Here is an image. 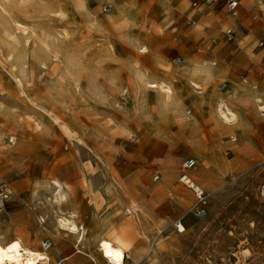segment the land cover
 <instances>
[{
    "label": "rangeland",
    "instance_id": "rangeland-1",
    "mask_svg": "<svg viewBox=\"0 0 264 264\" xmlns=\"http://www.w3.org/2000/svg\"><path fill=\"white\" fill-rule=\"evenodd\" d=\"M239 1L233 15L221 2L194 6L193 0H0V187L10 191L0 214L5 241L18 238L43 251L44 240L55 236L56 260L72 255L85 244L76 246V235L58 224L72 215L89 232L87 246L96 251L93 240L109 237L103 220H111L110 228L122 227L113 213L121 206L125 221L140 224V231L124 239L141 257L154 254L159 264H264V134L259 124L264 115L253 102L264 98V0H257V7ZM13 20L26 24L28 33L18 31ZM8 50L23 54L25 73ZM59 52L72 65L69 70ZM178 59L214 66L210 87L216 91L224 84L238 85L230 106L235 111L243 107L244 118L256 123L260 159L253 168L231 171L234 152L228 147L229 167H212L221 170L218 182L195 158L196 141L214 152L237 137L219 129L225 136L215 145L216 121L189 102ZM136 69L145 71L150 82H172L200 132L191 134L171 117L158 115L152 87L146 108L153 123H143L132 110ZM239 120L240 115L234 124ZM118 125L128 134L120 133ZM187 157L196 160L191 177L202 174L213 185L196 181L206 190V204L179 179ZM12 166L23 180L20 195ZM53 179L73 192L62 211L50 189ZM160 185V192L154 191ZM129 202L146 212L140 220L125 213ZM40 209L48 212L44 220ZM178 222L184 231L179 232Z\"/></svg>",
    "mask_w": 264,
    "mask_h": 264
},
{
    "label": "bare ground",
    "instance_id": "bare-ground-1",
    "mask_svg": "<svg viewBox=\"0 0 264 264\" xmlns=\"http://www.w3.org/2000/svg\"><path fill=\"white\" fill-rule=\"evenodd\" d=\"M231 21H233V18H231ZM13 26L18 31L26 32L29 30V28L26 24H23V23L18 22V21H14ZM26 33H28V32H26ZM11 36H13V35H11ZM6 39L9 40L8 37ZM15 40H17V39H15ZM16 44L18 45V43H16ZM10 48H11V46H9V49ZM11 52H12V56L13 57L15 56V58L18 59V63H20V65L22 66L21 70L24 72L25 62L23 59L25 57L23 56V54L22 55L18 54L14 50H11ZM61 52H63V51H61ZM61 52H59L62 55L61 58L62 57L65 58L64 57L65 55H63ZM66 61H68V60L65 58V62ZM69 62H72V61L70 60ZM69 62H68V64H69ZM177 62L179 63L178 68H180L181 72L183 74H185V76L187 78V81H184V83H185V85H186V87L190 93L189 102L192 105L196 106V108H199V109L203 110L204 112H206V114L208 113V114L212 115V118L216 121V124L219 127V129L222 131V133L225 134V133H228L230 131H233V125L236 121H238L239 113H238V111H235L230 106L229 97L233 94V92L236 90L235 88L238 85L235 87L232 84H229V87L226 88V85L224 84L223 88H220L219 91H216L210 87L211 82L214 80V78L216 76L215 75V73H216L215 69L213 68L214 66H212L210 64L203 65V63H202V65H197V64L196 65H190L185 60L182 61L181 59H178ZM66 65H67V62H66ZM69 65L66 66L68 70L70 69V68H68ZM71 66L72 65H70V67ZM165 67L169 68L170 70H173V72H174V70H176L175 68H173L170 65H165ZM71 70L73 71V68H71ZM132 72H133V78H134L135 94H134V99H133V104H132L133 109H132V107H131V109L134 111V113L136 115H138L140 117V119L143 121V123H145L147 126L148 125L151 126L153 123L152 113L149 110H147V108H146V103H147L146 99H147V88L154 87L156 89V91H155V95L153 96V100L155 101V104L158 107V115H160L162 118L163 117H165V118L171 117L175 123H177L184 130L189 131V133H191V134L195 135V134L200 132V130L196 126L197 122H195V118L192 115V111L186 107L187 101H185V100L183 101V99L178 95V93L174 87V84L172 82H168L165 80H157V79H155V81H153V82H150L149 80L151 78L149 77V75L145 71H142L140 69H136ZM69 73H71V72H69ZM19 76L21 77V75H19ZM72 76H73V82L75 83V88H78L77 79H76L74 74H72ZM21 79H22V77H21ZM21 79L20 78L17 79L18 83L21 82ZM23 80H24V78H23ZM20 85H18V86H20ZM21 87H22V85H21ZM244 102H247V100H244ZM253 102H254L257 110L259 112L263 113V115H264V98L257 96V97H255ZM120 109H122V108H120ZM132 114H133V112H132ZM210 115H208V116H210ZM114 129H115V127H114ZM117 129H120V133L128 134V131L124 126H122V127L119 126V127H117ZM133 137H135V136L133 135ZM12 140H13V137H12ZM195 145H196V147H195V152H196L195 158H197L199 161L203 162L205 165L210 164V165H212V167L221 168L223 170H226L229 167L228 160L225 156V154H226L225 152L228 149V147L232 148L233 152L237 151L236 147H234L233 142L222 143V145L219 148L216 147L214 152L209 151V149L204 145V143L202 141H199V140L196 141ZM12 176H14L16 179H18V185H17L15 192L17 195H20L21 192H23L22 185H20L23 180L21 179L22 177L19 175L17 168L14 166H12ZM192 179L194 181H199V182H202V180H203V183L209 185L210 187L213 186L211 181L205 179L202 174H200V178L194 177ZM49 185H51L50 189L53 190L55 204H56L58 209L61 210L62 205L65 206L64 204H68L73 200L72 190L70 189V187L68 185L64 184L59 179L51 180ZM116 186H117V184H116ZM117 187L119 188V186H117ZM161 189H162V185H160L158 187L156 186L154 191L160 192ZM262 192H263L262 194L264 195V190ZM121 195H122V193H121ZM125 197H126V195H125ZM128 201H129V199H128ZM118 203H121V202H118ZM71 204H73V203H71ZM138 208L140 209V213L137 212ZM38 212H39V210H38ZM46 213H48V212H46V210L40 209V219L41 220H44ZM113 213H115L117 215V218L124 221V225H122V227H120V228L119 227L118 228H115V227L110 228V226L112 225L111 220H103L102 228L106 229L108 231L107 234L109 237L106 238L104 236H100V237L93 240V243L96 246V251H97L96 253H98V255L96 256L94 254H91L92 262L94 264H159L160 261H158L156 255L151 253L152 255L148 254L145 257H141V256H139L140 251L137 250L135 246L132 247L133 245H131L129 242H127L124 239V235L126 233L132 232L134 230L138 231L140 228L139 227L140 224H139V226H137L136 224L134 226V224H132L131 222L125 221V219L123 218V215L121 213V206H119L118 208H115L113 210ZM125 213L134 214V219L136 221L141 219L140 215L146 214V212L144 210H142L140 206H137V209H136L134 203H131V202H129V207L126 209ZM63 214H65V213H63ZM202 214H203V211L198 213V215H202ZM67 216H69V215H67ZM129 217H131V216L129 215ZM47 219H48V217H47ZM77 220H80V219H78L72 215H71V217H65L64 216V217L60 218V221L58 222V224L60 227L64 228L65 230H68L72 234L76 235V239H77L76 240V246L79 247L80 244H85L86 242H90L91 240H90L89 232L86 231L84 226L82 224L78 223ZM178 225L183 226L181 223H179ZM132 227L134 229L130 230V228H132ZM184 230H185V228H184ZM56 232L57 231L55 230V233ZM53 237H54V239H46L50 242V246L48 248H45V250L40 251V250H37V249H34V248H31L29 246L24 245L22 243V241L18 238H15V239H12L9 241H5L4 237L0 234V264H63L62 263V257L59 258L58 260H56V258H55L54 249H53L54 242H55L54 241L55 236H53ZM56 238H57V236H56ZM46 240H44V241H46ZM57 247H58V245H57ZM60 247H61V244H60ZM50 248L52 250H49ZM150 248H151V251L154 250L153 246H150ZM59 250H60V248H59ZM59 250H58V252H59ZM56 254H57V252H56Z\"/></svg>",
    "mask_w": 264,
    "mask_h": 264
},
{
    "label": "crops",
    "instance_id": "crops-1",
    "mask_svg": "<svg viewBox=\"0 0 264 264\" xmlns=\"http://www.w3.org/2000/svg\"><path fill=\"white\" fill-rule=\"evenodd\" d=\"M246 2L253 5V7H257L258 5L257 0H246ZM225 10L227 11L226 7H225ZM233 15H236V14H233ZM231 18H234V17H231ZM238 113L240 115V120L238 123L233 125V132L237 137V140L234 141V147H236L237 151L234 152V157L231 159V162H229L231 171H234L235 173H241L243 171L250 170L251 168L255 166L257 161L260 159L259 155L256 154V150L254 146L255 140L258 134L256 123L250 120H246L244 118L243 107L238 108ZM259 124L263 128V134H264V121H259ZM216 136H217V140H216L215 145L218 146L220 140L225 136L224 134L219 132V127H216ZM218 136L220 137V139H218ZM201 165L205 166V168L209 172H211V174L215 177L216 181L219 182L221 180L220 179L221 170L212 168V165L210 164L203 165L202 163ZM196 167L197 165L194 167V169ZM122 225H124L123 220H122ZM133 229H134L133 227L130 228V230H133ZM127 234L128 233H126L125 235ZM93 249H94L93 247L91 248V246H87V243L83 245V250L81 249L78 250V248L76 247V250L72 255L62 257V263L63 264H91V263L94 264L91 259V254H94L97 256L98 253H96V251H94Z\"/></svg>",
    "mask_w": 264,
    "mask_h": 264
},
{
    "label": "built area",
    "instance_id": "built-area-1",
    "mask_svg": "<svg viewBox=\"0 0 264 264\" xmlns=\"http://www.w3.org/2000/svg\"><path fill=\"white\" fill-rule=\"evenodd\" d=\"M202 2L204 3L221 2L224 4L229 14H236L240 6L239 0H193V5L198 6ZM195 166H196L195 158L188 157L184 159V161L182 162V170H181L179 179L182 183H184L186 186H188L193 191V193L199 200L200 204L202 203L203 205L207 203L206 190L202 185L194 181L190 174V172L194 169ZM9 194L10 193L7 188L0 187V214L5 209L7 200L9 198ZM128 214H131V213H128ZM178 230L179 232L184 231V226L178 225ZM49 246H50V242L48 240L43 242L44 248H48Z\"/></svg>",
    "mask_w": 264,
    "mask_h": 264
}]
</instances>
